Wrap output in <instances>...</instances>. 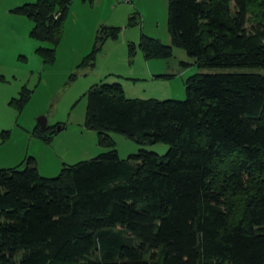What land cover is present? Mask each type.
Wrapping results in <instances>:
<instances>
[{
    "label": "trees",
    "instance_id": "16d2710c",
    "mask_svg": "<svg viewBox=\"0 0 264 264\" xmlns=\"http://www.w3.org/2000/svg\"><path fill=\"white\" fill-rule=\"evenodd\" d=\"M72 2L12 10L50 46L36 49L44 63L55 60ZM167 25L170 45L141 33L145 59L177 47L201 70L255 71L191 75L184 101L128 99L118 82L90 87L85 126L109 151L54 178L32 157L0 169V264H264V0H167ZM120 32L101 25L78 67H93ZM30 94L21 90L19 108ZM112 132L141 148L120 159ZM54 134L33 131L45 144ZM158 143L163 156L144 148Z\"/></svg>",
    "mask_w": 264,
    "mask_h": 264
},
{
    "label": "rangeland",
    "instance_id": "374dc122",
    "mask_svg": "<svg viewBox=\"0 0 264 264\" xmlns=\"http://www.w3.org/2000/svg\"><path fill=\"white\" fill-rule=\"evenodd\" d=\"M35 1L0 0V169H22L25 159L32 157L42 177L54 178L64 165L88 161L109 151V148L98 145L96 132L85 126V94L94 85L111 83L108 81L116 77L117 80L146 77V68L150 66L153 71L170 75V79L148 82L145 86L138 85L139 88L155 94L158 85V88L165 86L173 96L170 100L184 101V81L191 75L255 71L201 70L193 65V60L183 49L177 47H172L169 58L145 59L138 48L141 33L156 37L165 45L171 44L167 0H137L135 8L139 13L132 26L129 17L136 12L132 6L136 4L134 0L133 4L116 0L90 3L73 0L64 23L62 40L55 51V60L44 63L36 49L50 46L32 39L29 36L32 22L12 12ZM111 4L119 8L113 9ZM101 25L119 27V38L103 45L93 67H78L81 59L90 52ZM131 43L135 45L132 56L128 51ZM23 88L31 94L27 103L19 108L16 101ZM40 118L46 119L47 127H54L50 144L33 136ZM108 135L120 159H127L141 148L121 134L112 132ZM144 148L159 156L168 151V146L162 143Z\"/></svg>",
    "mask_w": 264,
    "mask_h": 264
},
{
    "label": "crops",
    "instance_id": "0c3cea01",
    "mask_svg": "<svg viewBox=\"0 0 264 264\" xmlns=\"http://www.w3.org/2000/svg\"><path fill=\"white\" fill-rule=\"evenodd\" d=\"M93 1H95V0H93ZM102 1L104 2V0H102ZM134 1H136V4L134 5L133 4V0H132V4H133L132 6H133L134 9H136L135 7L137 6V2L138 1L137 0H134ZM98 2H101V0H98ZM111 7L112 8L115 7L117 9L119 8V6H116V5H113V4H111ZM115 8H113V9H115ZM135 11L137 13H139L137 11V9ZM155 39H156V37H155ZM158 75H166V73H162V72L160 73V72H157V71H153L151 69V67L148 66L146 68V72L144 74V76H146V77H143V78L133 77V78H127L126 80H123L122 78H121L122 80H117V77H116V79H111L108 82H111V83L118 82V83H120L121 86H122L124 95L128 99H153V98H157L159 100L160 99L161 100L162 99L170 100V98H173V96L169 94V92H168L169 90H168V88H165V86H163V87L160 86V88H158L159 87V85H158V87H156L154 89L156 91L155 94L150 93L149 90L146 93L145 89L141 90L139 88V86H138V85H142V86L148 85L149 84L148 82H153L154 81V83H156L157 81L168 80V79H159L158 80V79L154 78L155 76H158ZM113 78H115V77H113ZM158 94H162V95L158 96Z\"/></svg>",
    "mask_w": 264,
    "mask_h": 264
},
{
    "label": "water",
    "instance_id": "95a60500",
    "mask_svg": "<svg viewBox=\"0 0 264 264\" xmlns=\"http://www.w3.org/2000/svg\"><path fill=\"white\" fill-rule=\"evenodd\" d=\"M38 126H39V129L40 130H45L47 128V125H46V119L45 118H40L38 120ZM59 130V128L57 129V131Z\"/></svg>",
    "mask_w": 264,
    "mask_h": 264
},
{
    "label": "built area",
    "instance_id": "2783aa9c",
    "mask_svg": "<svg viewBox=\"0 0 264 264\" xmlns=\"http://www.w3.org/2000/svg\"><path fill=\"white\" fill-rule=\"evenodd\" d=\"M119 3H130L132 0H116Z\"/></svg>",
    "mask_w": 264,
    "mask_h": 264
}]
</instances>
